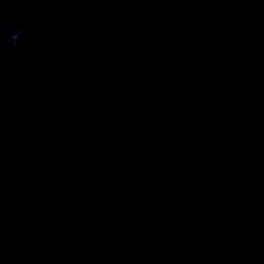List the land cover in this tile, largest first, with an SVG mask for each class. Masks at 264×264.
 I'll use <instances>...</instances> for the list:
<instances>
[{"label": "water", "instance_id": "95a60500", "mask_svg": "<svg viewBox=\"0 0 264 264\" xmlns=\"http://www.w3.org/2000/svg\"><path fill=\"white\" fill-rule=\"evenodd\" d=\"M0 264H264V0H0Z\"/></svg>", "mask_w": 264, "mask_h": 264}, {"label": "clouds", "instance_id": "9594fccd", "mask_svg": "<svg viewBox=\"0 0 264 264\" xmlns=\"http://www.w3.org/2000/svg\"><path fill=\"white\" fill-rule=\"evenodd\" d=\"M9 25V24H8ZM10 26H12V25H10Z\"/></svg>", "mask_w": 264, "mask_h": 264}]
</instances>
